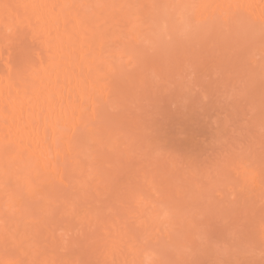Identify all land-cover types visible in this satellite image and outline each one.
<instances>
[{
	"label": "rangeland",
	"instance_id": "1",
	"mask_svg": "<svg viewBox=\"0 0 264 264\" xmlns=\"http://www.w3.org/2000/svg\"><path fill=\"white\" fill-rule=\"evenodd\" d=\"M117 1L56 0L65 11L55 20L71 29L59 58L14 22V33L30 32L28 54L59 61H1L2 70L19 67L31 94L42 91L34 68L52 62L57 79L90 87L82 101L74 90L67 120L22 113L44 145L29 127L22 141L0 125V264H264V27L246 17L258 7L164 0L159 19L162 0ZM232 6L247 23H209ZM110 10L122 16L111 22ZM75 18L101 38L85 42Z\"/></svg>",
	"mask_w": 264,
	"mask_h": 264
},
{
	"label": "bare ground",
	"instance_id": "2",
	"mask_svg": "<svg viewBox=\"0 0 264 264\" xmlns=\"http://www.w3.org/2000/svg\"><path fill=\"white\" fill-rule=\"evenodd\" d=\"M110 1H113V0H110ZM118 1L122 2L121 0H118ZM162 1H163V5L162 4L160 5L161 2L159 4L157 3L158 4L157 6H155L156 3L153 5L157 9H160L161 11H163L165 13V14H163L164 16L162 14H159L160 15L159 16L160 18L158 17L159 19L165 17L167 12L169 13V11H170L169 10L170 8L168 9L169 11L167 9L165 10V8H164L166 6V5H164V4H166L165 1L168 2V0H165V1L162 0ZM182 1L183 0H181V2ZM186 1L187 0L183 1L182 3L186 2ZM55 2H56V0H0V62L1 61H12V65H13L14 64L13 61H20L21 62V61H27V60L29 61V60H31L32 64H33V61H46V62L47 61L48 62L49 61H59V60H55V55L51 54L50 52H48V50H47V53L45 54V56H43L40 53V54H38V57H34L35 55H31L30 52H29V54L31 55V57H30L29 54H28V49L29 50H31V49L33 50V47L32 48L30 47L28 41H27L28 44H26V38H28L29 35L25 38V36L27 35L26 32L30 33L32 31L34 35L40 36L42 38L41 43H43V46L46 49H49L52 46H54L56 48V50H57V51H55L56 52V56L58 58L60 57L59 50L60 51L61 50H65V48H67L69 46V43L71 42V36L69 34L71 32L70 31L71 29H69V27H67L65 25V22H64L65 18L64 17H62L63 18L62 22L59 23V24L57 23V20H55V17L53 16V12H56V13H59V14H63V12L65 11L63 5H61L60 7L56 8L57 2L56 3ZM178 2H180V0H178ZM103 3H104V1H103ZM110 3H112V5L115 4L114 2H110ZM172 3H174V2H172ZM172 3H170V4L172 5ZM117 4H120V3H117ZM146 4H148V3H146ZM152 4L153 3L149 4V6L150 5L152 6ZM254 4H256V5H254ZM142 5H143V3H142ZM159 5H160V7H159ZM244 5H245V7L247 5L246 10L248 8L250 9V7L253 6V5H254V9H256L255 6H257L258 8H259L260 5L261 6H260L259 9L257 8V10H258V12H256L257 14L256 13H252L253 15H249V12H250L249 11L248 12L249 16L248 15L246 16V13H245V15L241 14V13L245 12L246 10L242 12L241 10H237L236 6H232V10L234 11V12L232 11L233 13L225 14L224 13L225 11H224L223 12L224 14L220 13V14H218L219 16L218 15L217 16L213 15L209 19V23H211L212 26H214L213 23H215L219 19L220 20H225V21H228V22H229V20H231V22H230L231 24L233 22V23H235V25L237 23V26H239L238 25L239 21L242 20V22H243L245 20L244 18H246V17L249 18L250 16L253 17L255 15L256 17H258V19H260V21L262 23V26L264 27V25H263L264 24V0H257V1L256 0H244L242 6H244ZM104 6H105V3H104ZM104 6H103V8H104ZM162 6H164V7H162ZM178 6L179 5H177V7ZM95 7H97V5ZM168 7H169V5H168ZM100 8H101V6H100ZM112 8H114V7H112ZM171 8H174V6L173 7L171 6ZM155 9H153V10H155ZM175 9H177V8H175ZM178 9L182 10V11H180L182 13V15H186L187 14L186 11L189 10V6L187 4H185L183 6V8H182V6H179ZM251 9H253V7ZM20 10H23L22 12H24L26 15L25 16L19 15ZM106 10L107 9H105V12H106ZM112 10L107 12V13H110V14L107 15V13H106V14L103 15V16L107 15V17L109 15H111V18L108 17L111 20V22H113L115 19H119L122 16V14H121V16H119L120 12H119V15H118L117 14L118 12H115V11H112ZM116 10H117V8H116ZM156 11L158 12V10H156ZM99 12H101V11H99ZM99 12H98V14H99ZM111 12H113V13H111ZM114 12L117 15L114 14ZM147 12H150V11L147 10ZM157 12H155V13L157 14ZM95 13H96V11H95ZM125 13H127V12H124V14ZM200 13L201 12L199 11V13H198L199 15H197V16H199V18L201 19V17H203V16L200 17V15H202ZM156 14H155V16H156ZM204 14H206V12ZM113 16H119V17L118 18H116V17L113 18ZM241 16L244 17V18H242ZM255 16L253 17V20H254ZM99 17H102V14L101 15L99 14ZM99 17H97V18H99ZM80 18H85V17H80ZM103 18H105V17H103ZM152 18L155 19V17H152ZM159 19L156 18L155 20H153V24L154 23H158ZM207 19L208 18H206V20ZM258 19H255L257 21L256 23L260 22ZM187 20H189V19L187 18ZM187 20L183 21V23H185L187 25V26L185 25V28L189 27V25H190L189 22L191 23V21H187ZM96 21H97V19H96ZM14 22H16L17 24L20 23V25L29 24L30 25V27H29V31L30 32L25 30L26 32L25 31H21V32H18V33H16V32L14 33L13 30H12V29H14L13 26L14 27L16 26L15 25L16 23L14 24ZM244 22L247 23L246 21H244ZM75 23H76V26H77L75 28V32L77 34H79L80 37L85 42L91 44L93 42V40H97L96 38H101L98 33H103L102 31L98 32V30H97L98 33L96 31H95L96 33L92 32V31H91V33H87L86 32V27H87V30H88L89 26L87 25L86 22H85V26H82L79 23L78 18H75ZM32 24L33 25L35 24V25H34L33 29H30V28H32ZM219 24H220V22H219ZM156 25H158V24H156ZM182 25L183 24L181 23V27H183ZM245 25H247V24H245ZM191 26H192V24L190 25V27ZM215 26H217V25H215ZM229 26L230 25H228V27ZM175 27L177 28L179 26L176 25ZM218 27H216V28H218ZM228 27H226V28H228ZM135 28H136V26H135ZM183 28H181V29H183ZM131 29H128V30L130 31ZM90 30H92V29L90 28L89 31ZM180 30H179V32H180ZM131 31H133V30H131ZM228 32H230V31H227V33ZM12 33H14L13 34L14 36L12 35ZM134 33L133 32L132 33L126 32V30L124 31V34H127L129 36L125 40L128 43L127 45H129V42L131 43L133 41V34ZM234 34H237V32L234 31ZM31 36H33V35H31ZM30 43H32V42H30ZM62 46H64L65 48H62ZM27 47H28V49H27ZM71 57L72 56L70 55L68 58L70 59ZM80 57H82V54H81ZM31 61H29V62L31 63ZM63 61H65V60L63 59ZM6 63H8V62H6ZM0 64H2V63H0ZM44 65H46V64L44 63ZM44 65L41 66L40 69H37L38 67L34 68V70L35 69L37 70V71H35L36 73L34 72V74H33L34 77L37 80H39V82L40 81L42 82V84H41L42 86H43V82L45 84L43 87H41V85H40V88H42V91H41V89L37 90L34 94H31L33 92L32 87L36 88V86L35 87L34 86L29 87L27 85L26 86L23 85L25 83V81H24L25 78H23L22 76L19 77V74H20V71L22 72V74H24V73H23V71L21 69H19V67L16 68V70L12 71L13 68L12 69L8 68V69H5V70L3 68V70H2V68L0 66V125L3 126L6 129L9 128L10 131H11V129H13L14 132H12V133H13V135L15 133V136H18L15 131L20 132L19 137H17V138L18 139L19 138L22 139V141H24V140L22 138L23 136H21V135H25L24 137L26 138V134H24V132L27 131L26 133H28V127L30 128L33 125L32 122L27 118V116H25L26 114L22 115L23 112H25V111L27 112L28 111L27 109L33 110L37 114V116L44 109L45 113H47L46 115L48 117V118H46V115H45L46 122L55 123L60 118H63L64 120H67L68 119L67 115H69V114L70 115H72L74 113L77 114L78 106H76L75 105L76 103H74V100H75V95H74L75 92H74V90H76V92L79 93L78 97L81 99V101L85 100V97L87 96V94H89L87 92V91H89V87H90L89 85H85L84 86L82 83H80L78 85L76 80H74L72 78H65L62 75H61L60 79H57L56 78V76H57L56 74L60 71L59 67L55 66L53 64V62L51 64H49L48 66H44ZM20 66H21V64H20ZM15 67H17V65ZM22 67L23 66H21V68ZM22 69L25 71L24 68H22ZM86 69H87V72L90 73V66L89 65L86 66ZM26 71H25V73H26ZM29 72H31V70ZM33 75H32V77H33ZM94 79L95 78H91L89 76V84H91ZM65 80H67L70 84H73L74 86L70 87L68 89H65L62 86L64 84ZM71 82H74V83H71ZM29 83L31 84V82H29ZM84 89H87V90L85 91ZM27 96H30V98L28 97L29 98L28 99ZM71 97H73V99H74L73 101H70ZM74 111H76V112H74ZM74 124L75 123H73V125ZM29 130L32 133L34 132V129L30 128ZM34 134H36V133L34 132ZM27 135H28L27 138L30 139L31 136L29 135V133ZM36 135H38L39 137H37ZM36 135L35 136L33 135V138L31 140L39 139L41 142H43V145H44L46 143V142L44 143V141H46V139H45L46 137L44 135H42V136L39 135V134H36ZM43 136L45 138H43ZM27 138L25 140L26 141H30ZM18 139H15V140H18ZM19 141L20 140H18V142ZM10 142H12V139H11ZM46 148H47V146H46ZM1 150H3L2 153L4 154V155L3 154L2 155L5 156L4 149L0 148V153H1ZM82 151H83V148H82V150H80V154L81 155H82V153H81ZM21 154H22L21 156L24 155L23 153H21ZM0 156H1V154H0ZM21 156H20V158H21ZM45 156H47V153H45ZM5 158L8 161L7 155H6ZM49 159H51V157H49ZM52 160H54V159L52 158ZM1 161H2V159H1ZM3 161H5V160H3ZM0 167L3 168L2 166H0ZM3 169H5V168H3ZM3 169H1L2 171L0 173L3 172ZM5 170H7V169H5ZM5 172H6V174L8 173L7 171H5ZM4 173H3V175H5Z\"/></svg>",
	"mask_w": 264,
	"mask_h": 264
}]
</instances>
